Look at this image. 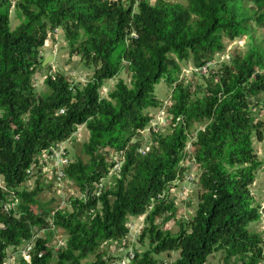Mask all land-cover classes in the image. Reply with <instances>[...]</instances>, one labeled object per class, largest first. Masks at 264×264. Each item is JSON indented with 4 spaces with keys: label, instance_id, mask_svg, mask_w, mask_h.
I'll use <instances>...</instances> for the list:
<instances>
[{
    "label": "trees",
    "instance_id": "trees-1",
    "mask_svg": "<svg viewBox=\"0 0 264 264\" xmlns=\"http://www.w3.org/2000/svg\"><path fill=\"white\" fill-rule=\"evenodd\" d=\"M13 13L21 20L16 29ZM254 25L264 27V0H0V264L45 228L62 229L66 246L56 251L51 236L37 238L30 260L19 255V264H107L110 245L141 216L140 242L149 249L134 264H159L156 258L175 253L172 264H207L219 253L224 264H264V235L250 230L262 219L252 186L263 167L254 143L264 141L255 112L264 110V37ZM56 31L94 75L85 85L48 75L39 93L35 77ZM243 37L245 55L193 74L200 79L194 89L180 80L183 65L206 67L226 51L224 39ZM122 73L130 83L119 80L103 98L107 82ZM162 81L171 88L172 119L151 134L142 156L149 139L142 132L154 122L149 112L163 108L155 95ZM83 126L88 161L72 162L67 149L64 169L82 197L55 210L41 203L39 181L20 190L32 168L42 174L41 156L74 142ZM191 155L200 174L197 211L173 234L163 229L178 219L171 185L185 181Z\"/></svg>",
    "mask_w": 264,
    "mask_h": 264
},
{
    "label": "rangeland",
    "instance_id": "rangeland-1",
    "mask_svg": "<svg viewBox=\"0 0 264 264\" xmlns=\"http://www.w3.org/2000/svg\"><path fill=\"white\" fill-rule=\"evenodd\" d=\"M11 21H12L13 29H16L21 24V20L17 16H15L14 13L11 15ZM253 28L256 31L257 38L260 39L264 37V27H258L254 25ZM224 40L226 43V51L224 52V54L217 55L216 59L213 62L214 65L213 68L216 67L218 69L221 65L230 62L233 56L245 55V53L248 50L249 40L247 39V37L240 38L239 40L234 42H231L227 39ZM43 53L45 59L47 56L53 55L54 60L47 67L45 68L43 67L44 68L43 70L40 69L35 77V82H36L35 85L39 93H44L45 91H47L48 88L45 85L44 81L48 75L64 74L71 81H74L75 83H81L84 85L88 83L94 75V70L86 68L82 63L80 57L72 58L70 56V50L68 48V44L64 37L63 31H57L54 33V40L53 41L49 40L48 44L43 50ZM183 68H184L183 74L181 75L180 80L185 81L194 89L195 86H197V83H200V79L198 80L199 77L192 74V72L194 71L193 64L189 63V65L187 66L183 65ZM119 80H124L129 84L130 75L126 73H122L120 77L107 82V84L101 90V96L103 98H107V96L114 89V87L117 85ZM170 94H171V88L167 85L165 81H162L156 87L155 95L157 99L163 103V108L165 111L167 107L171 104ZM259 100L261 102V106H263L264 94L259 97ZM160 111L161 110H154V112H152L150 115L151 117H154L155 123L158 122V124L161 125V127H167L170 117L166 118L167 116L165 114V111H161V112ZM255 112L257 113V119L259 118L261 119L262 122H264V110H261L259 108L256 109ZM193 135H195V133H193ZM88 137H89V133L86 127L83 126L80 127L79 131L75 134L74 142L69 141L66 144L67 149H69V156L72 162H77L78 159L84 162L88 161V158L83 153V145L87 142ZM151 141L152 138L149 136L146 146H150ZM254 148L259 159L263 162V167L258 172L257 180L255 184L252 186V195L255 198L256 204L261 207L260 213L262 214V219L260 222L251 225L250 230L264 235V141L263 142L255 141ZM192 151L194 150L192 149ZM192 151L190 150V153H192ZM53 165L55 166V164ZM184 165L185 168H187L190 165L191 174L194 175H197V173L199 174V168L197 164H195L192 155L190 156L189 160L185 162ZM54 169H55L54 167L49 168L45 170V172L42 171V174L34 172L31 175L32 178L29 179V182L24 187L20 188V190L27 189L28 191H32L37 186V181H39L43 188V191L40 193L41 203L45 207L52 208L55 210L59 205L62 207L61 209H65L68 202H69L68 204H70L72 199L79 198V196L82 197V195H80L78 187L68 178L62 180L61 182L56 181ZM110 178L112 179H110L109 181L110 184L106 182L107 185L106 188L113 187L114 178L113 177ZM181 184L175 189V191H171L169 198V202H174L177 206L178 219L172 220L171 222L163 226V229H171L173 234H177L179 232L178 223L183 222L188 224L193 220V218L196 215L197 205L199 202L198 200L199 186L196 185L194 192L188 195L183 191H188V193H190L191 187L188 185L186 186L188 188L184 189L183 186L185 184L182 186ZM0 186H4V182L2 179H0ZM33 209L34 211H37L36 207ZM146 219L147 216H141L138 218L131 217L129 219V220H133V222L130 223L134 226L132 237L134 239H137V242L132 243L131 241L130 244L128 243L129 244L128 246L132 247V245L134 244L137 245L136 248H133V250L136 254L138 253L140 255H142V253L148 251L149 249V242L146 241L145 244H142L138 236L142 231L141 227H143V231L146 228ZM158 223L159 224L162 223V220L159 219ZM36 234L38 238H46L47 236H51L52 245L57 250H59V245H57L56 243L59 244V242L62 240L67 241V235L62 229L61 230L56 229L54 230L53 233H49L46 231H40V232L37 231ZM178 258H179V254L175 253L172 254L171 256L164 254L156 259L159 262V264H172ZM93 261H95V258L92 257L90 262ZM207 264H224V255L222 253L214 255L209 259Z\"/></svg>",
    "mask_w": 264,
    "mask_h": 264
},
{
    "label": "built area",
    "instance_id": "built-area-1",
    "mask_svg": "<svg viewBox=\"0 0 264 264\" xmlns=\"http://www.w3.org/2000/svg\"><path fill=\"white\" fill-rule=\"evenodd\" d=\"M216 57L214 58V60L216 59ZM214 60H212L211 63H209L206 67H203V68L197 69L196 67H193L194 71L192 72V74L196 73V74H200V75H208L209 71H210V67H214V65H213ZM168 107H167V109H168ZM167 109L165 111L164 108H162L161 111H165V114L167 116L166 118L170 117L169 122H168V125H169L172 117L169 116ZM263 109H264V106H263ZM154 121H155V119H154ZM159 121H160V119H159ZM160 128H163V127H161V125H159L158 122H156V123L153 122L151 127L146 129L142 133L145 136H151L152 133L158 134L160 131ZM188 147L191 149V145H189ZM150 151H151V146H146V147L141 148L139 150V154L142 156H145ZM41 158H42V160L40 162V165L42 166L43 172H45V170H47L49 168L54 167L55 168L54 171H55L56 181L61 182L62 180L66 179V174L64 172V169L69 164V158L67 155V147L65 144H61V146H59L58 148L56 146L50 152L44 153L41 156ZM53 164H55V166ZM188 168H189V170L191 169L190 165L188 166ZM120 169H121V164L119 163L116 165L114 172H120ZM31 170H32L31 174L33 172H37L36 167L32 168ZM190 174H191V171L188 174H186L185 181L178 180L175 183H173L171 185V191H175V189L182 183L181 186L185 184L183 186L184 189H187L188 187H186V186H188V185L191 187L190 193H188V191H183V192H185L188 195L193 193L199 179H198V173H197V175H194V174L190 175ZM102 188H103V186H102ZM170 194H171V192H170ZM160 198L163 199L164 196H162ZM131 222H133V220H129V222L127 223V228L129 229V234L127 235V237L118 243H112L110 245L109 257L108 258L106 257L104 259L107 264H134L137 257L140 255L138 253L136 254L133 250V248H136L137 245L134 244V245H132V247L128 246L131 243V241H132V243L137 242V239H134L132 237L134 226L132 224H130ZM141 229H142V231H141L140 235H138L139 240H140V237H141L142 232H143V227H141ZM54 230H56V229H54ZM40 231L50 232V230H48L46 228L38 230V232H40ZM138 236H137V238H138ZM37 238L38 237L36 234L34 239H32L30 242L24 244L22 247H19L16 249H10L8 252L7 258L5 259L4 264H19V259H20L19 255L22 258H24L26 261H29L31 254L35 249V243H36ZM66 243H67L66 240L65 241L62 240L59 242V244L58 243H56V244L59 245V250H60L61 248L66 246ZM103 247H104L103 249H105V248L108 249L107 244H105ZM55 250L59 251L57 249H55Z\"/></svg>",
    "mask_w": 264,
    "mask_h": 264
},
{
    "label": "water",
    "instance_id": "water-1",
    "mask_svg": "<svg viewBox=\"0 0 264 264\" xmlns=\"http://www.w3.org/2000/svg\"><path fill=\"white\" fill-rule=\"evenodd\" d=\"M54 60V56L53 55H50V56H47L46 59L44 60L43 62V67H47L51 62H53Z\"/></svg>",
    "mask_w": 264,
    "mask_h": 264
},
{
    "label": "crops",
    "instance_id": "crops-1",
    "mask_svg": "<svg viewBox=\"0 0 264 264\" xmlns=\"http://www.w3.org/2000/svg\"><path fill=\"white\" fill-rule=\"evenodd\" d=\"M152 112H154V111H150L149 113L151 114Z\"/></svg>",
    "mask_w": 264,
    "mask_h": 264
},
{
    "label": "clouds",
    "instance_id": "clouds-1",
    "mask_svg": "<svg viewBox=\"0 0 264 264\" xmlns=\"http://www.w3.org/2000/svg\"><path fill=\"white\" fill-rule=\"evenodd\" d=\"M194 67V66H193Z\"/></svg>",
    "mask_w": 264,
    "mask_h": 264
}]
</instances>
